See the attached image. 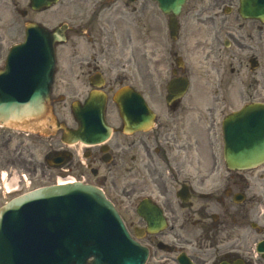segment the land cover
Wrapping results in <instances>:
<instances>
[{"label": "flooded vegetation", "instance_id": "1", "mask_svg": "<svg viewBox=\"0 0 264 264\" xmlns=\"http://www.w3.org/2000/svg\"><path fill=\"white\" fill-rule=\"evenodd\" d=\"M225 2L226 10L246 25L249 37H259L264 25L240 15L241 0ZM50 4L52 0L36 4L0 0V61L5 47L8 50L24 37L27 25L53 29L66 24L65 42L56 47L69 52L65 66L56 71L58 91L64 92L55 89L50 106L64 109L66 97L80 98L81 105L98 87L106 94L105 122L111 134L102 144L80 143L79 151H72L61 141V131L52 132L50 119L43 133L4 128L0 168L17 172L29 164L34 174L50 178L54 159L69 151L68 162L76 163L77 177L103 189L130 236L147 249L145 264H264L258 250L264 244V165L229 170L219 157L228 98H180L169 105L165 98H144L155 109L153 123L137 131L131 126L125 130L112 102L114 91L122 86L153 97V80L161 77L163 82L162 70L153 72V61L162 56L171 14H164L153 0ZM53 22L57 23L51 26ZM236 49L229 60L243 53L238 39ZM185 74L175 67L169 71L170 79ZM63 75L73 78L66 80ZM58 121L64 124L63 119ZM80 124L69 122L68 127ZM37 150L42 161L35 157ZM116 167H123L128 175L123 191L117 190ZM69 172L73 170L60 174ZM143 200L141 216L138 207Z\"/></svg>", "mask_w": 264, "mask_h": 264}, {"label": "water", "instance_id": "2", "mask_svg": "<svg viewBox=\"0 0 264 264\" xmlns=\"http://www.w3.org/2000/svg\"><path fill=\"white\" fill-rule=\"evenodd\" d=\"M159 2L165 11H177L183 0ZM255 2V13L263 15L264 0ZM58 41L56 32L30 27L24 42L11 48L5 68L0 71L1 125L20 126L43 115L53 82L54 44ZM127 94L121 90L115 98L123 101ZM98 98L97 94H90L83 114L85 122L98 119L97 129L103 109ZM87 110L92 113L87 114ZM120 111L124 114L121 105ZM72 112L78 119L76 104L72 105ZM103 131L101 126L99 133ZM69 133L74 142L81 135L94 137L96 130L86 123L83 132ZM224 142V158L229 167L244 169L261 164L263 107L247 106L231 115L224 123ZM126 247L134 246L127 240L112 206L93 186L74 183L38 188L0 208V264H81L97 250L107 256L106 260L120 256L121 263L138 264V260L129 263Z\"/></svg>", "mask_w": 264, "mask_h": 264}, {"label": "rangeland", "instance_id": "3", "mask_svg": "<svg viewBox=\"0 0 264 264\" xmlns=\"http://www.w3.org/2000/svg\"><path fill=\"white\" fill-rule=\"evenodd\" d=\"M225 3V0H189L184 4L178 16L181 29L177 40L174 42L164 34L162 56L160 60L153 61V70L161 69L164 77L163 82L161 77L158 83L153 80V85L158 86L159 92L161 87L164 88L170 67L174 64V57L172 53H169L172 50L181 57L189 75L190 89L186 98H191V96L214 98L219 83L221 88L217 98H243V102L247 98H264V27H260L262 32L259 37L250 38V33L247 34L246 31V25L240 24L233 13L224 14ZM237 39L242 43L244 50L237 59L232 61L228 57L238 52L236 49ZM224 42L232 44V47L225 48ZM172 45H174L173 48ZM60 51L57 55L58 68L65 64V55L68 53L67 49L63 54ZM250 54L256 55L260 63V68L253 73H250L246 67V59ZM2 66L3 63L0 61V68ZM232 68L233 73L230 72ZM221 77L222 81L219 82ZM74 99L76 98H65L66 121L69 118L68 103ZM240 104L241 101L238 100L230 103L233 109ZM54 111L56 113L57 110ZM58 114L62 118L60 110ZM40 151L37 150L35 155L39 160H41ZM71 167L74 168V166H69V168ZM0 170H6V168H0ZM17 171L29 176V180L32 182L31 188L56 183L54 173L50 178L42 177L39 172L34 174L29 164L24 169ZM75 173L77 172L71 174L75 175ZM114 176L118 190H122L127 178L124 169L116 167ZM22 191H24L23 187ZM14 195H8L5 199L0 195V205Z\"/></svg>", "mask_w": 264, "mask_h": 264}, {"label": "bare ground", "instance_id": "4", "mask_svg": "<svg viewBox=\"0 0 264 264\" xmlns=\"http://www.w3.org/2000/svg\"><path fill=\"white\" fill-rule=\"evenodd\" d=\"M66 183H68L67 180H64V179H59L58 180V184H66Z\"/></svg>", "mask_w": 264, "mask_h": 264}]
</instances>
